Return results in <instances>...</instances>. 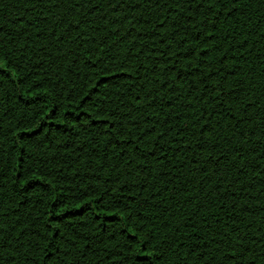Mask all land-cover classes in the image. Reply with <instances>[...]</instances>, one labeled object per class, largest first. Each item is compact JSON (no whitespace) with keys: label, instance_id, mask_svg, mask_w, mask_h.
I'll return each instance as SVG.
<instances>
[{"label":"trees","instance_id":"1","mask_svg":"<svg viewBox=\"0 0 264 264\" xmlns=\"http://www.w3.org/2000/svg\"><path fill=\"white\" fill-rule=\"evenodd\" d=\"M0 264H264V0H0Z\"/></svg>","mask_w":264,"mask_h":264}]
</instances>
